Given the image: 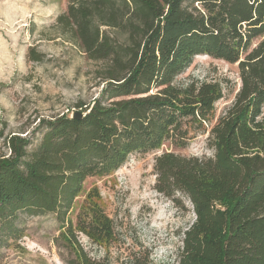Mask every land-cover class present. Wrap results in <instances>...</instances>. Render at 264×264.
<instances>
[{"label": "trees", "instance_id": "1", "mask_svg": "<svg viewBox=\"0 0 264 264\" xmlns=\"http://www.w3.org/2000/svg\"><path fill=\"white\" fill-rule=\"evenodd\" d=\"M56 26L101 63L102 89L76 104L81 119H42L26 136L0 132V247L23 237L20 215L53 214L73 240L68 264H110L74 237L73 229L98 246L115 237L96 202L73 228L85 180L114 173L133 153L185 149L207 134L212 155L170 151L154 161L156 191L178 206L180 194L194 215L175 264H264V0H67ZM197 56L237 65L240 87L218 115L221 81L175 82Z\"/></svg>", "mask_w": 264, "mask_h": 264}, {"label": "rangeland", "instance_id": "2", "mask_svg": "<svg viewBox=\"0 0 264 264\" xmlns=\"http://www.w3.org/2000/svg\"><path fill=\"white\" fill-rule=\"evenodd\" d=\"M66 8L67 0H0V132L4 135L31 134L39 120L80 112L77 103H91L100 95L96 71L101 63L89 60L56 26V18ZM31 50L42 60H30ZM192 80L222 82L224 97L215 104L216 115L240 87L236 64L207 56L195 57L175 82ZM206 138L207 134H197L185 149L165 143L156 151L133 153L114 173L86 179L69 214L73 228L84 215L82 209L85 212L90 202H96L112 220L115 237L98 246L73 229L83 250L110 264H175L183 232L194 215L180 194L174 195L178 206L156 191L154 161L170 151L210 156ZM19 222L23 237L0 247V264H68L73 259L68 247L73 240L65 236L53 214L20 215Z\"/></svg>", "mask_w": 264, "mask_h": 264}, {"label": "water", "instance_id": "3", "mask_svg": "<svg viewBox=\"0 0 264 264\" xmlns=\"http://www.w3.org/2000/svg\"><path fill=\"white\" fill-rule=\"evenodd\" d=\"M83 116H84V114L81 112H74L72 114V118H74V119H81Z\"/></svg>", "mask_w": 264, "mask_h": 264}]
</instances>
